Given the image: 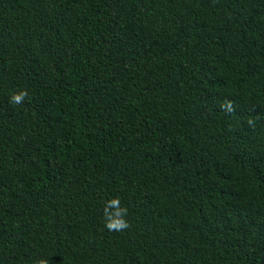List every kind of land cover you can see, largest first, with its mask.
Segmentation results:
<instances>
[{"label":"trees","instance_id":"16d2710c","mask_svg":"<svg viewBox=\"0 0 264 264\" xmlns=\"http://www.w3.org/2000/svg\"><path fill=\"white\" fill-rule=\"evenodd\" d=\"M40 258L264 264V0H0V264Z\"/></svg>","mask_w":264,"mask_h":264},{"label":"clouds","instance_id":"9594fccd","mask_svg":"<svg viewBox=\"0 0 264 264\" xmlns=\"http://www.w3.org/2000/svg\"><path fill=\"white\" fill-rule=\"evenodd\" d=\"M27 90H17L12 92L9 96V103L12 105H22L28 98ZM221 108L226 112L231 113L234 111V107L230 101H226L221 104ZM249 125H252V121H248ZM128 215V208L122 206L119 197L108 199L103 206V222L104 227L113 232H122L131 227L126 217ZM35 264H49L48 258H40L35 261Z\"/></svg>","mask_w":264,"mask_h":264}]
</instances>
